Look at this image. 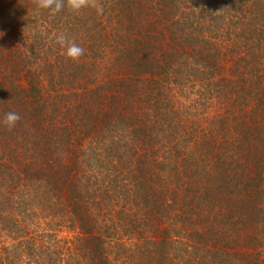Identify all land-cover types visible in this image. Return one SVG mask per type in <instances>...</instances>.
<instances>
[{"label":"trees","instance_id":"16d2710c","mask_svg":"<svg viewBox=\"0 0 264 264\" xmlns=\"http://www.w3.org/2000/svg\"><path fill=\"white\" fill-rule=\"evenodd\" d=\"M100 3L0 0V264H264V0Z\"/></svg>","mask_w":264,"mask_h":264},{"label":"clouds","instance_id":"9594fccd","mask_svg":"<svg viewBox=\"0 0 264 264\" xmlns=\"http://www.w3.org/2000/svg\"><path fill=\"white\" fill-rule=\"evenodd\" d=\"M34 3L37 10H47L52 16L60 13L64 8L74 13H79L88 8L94 9L97 14L102 15L104 13V5L100 3V0H34ZM55 41L61 48L65 49L66 57L73 61H78L85 54L86 50L70 40L64 33L58 34ZM20 119L19 113L10 111L5 113L3 124L8 130H11Z\"/></svg>","mask_w":264,"mask_h":264}]
</instances>
